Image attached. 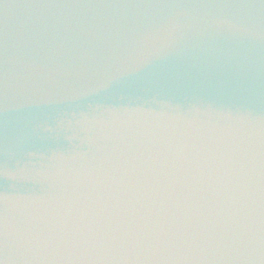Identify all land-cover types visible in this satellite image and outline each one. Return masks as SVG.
Wrapping results in <instances>:
<instances>
[{
    "label": "water",
    "instance_id": "1",
    "mask_svg": "<svg viewBox=\"0 0 264 264\" xmlns=\"http://www.w3.org/2000/svg\"><path fill=\"white\" fill-rule=\"evenodd\" d=\"M0 264H264V0H0Z\"/></svg>",
    "mask_w": 264,
    "mask_h": 264
}]
</instances>
